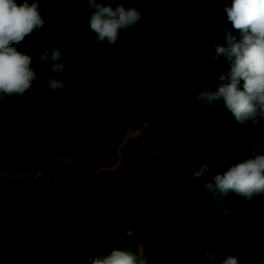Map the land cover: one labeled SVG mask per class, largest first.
I'll list each match as a JSON object with an SVG mask.
<instances>
[{
  "label": "trees",
  "instance_id": "16d2710c",
  "mask_svg": "<svg viewBox=\"0 0 264 264\" xmlns=\"http://www.w3.org/2000/svg\"><path fill=\"white\" fill-rule=\"evenodd\" d=\"M39 2L46 23L17 46L32 55L37 77L23 96L0 104V264H92L90 257L117 248L147 264H222L224 249L241 264H264V194L256 195L254 213L223 220L184 195L202 192L211 213L242 208L249 200L215 186L214 199L202 187L212 178L197 181L191 170L203 160L222 173L264 144V122L240 124L222 101L197 99L227 82L218 77L231 65L214 46L226 44L228 32L239 35L225 11L231 0H122L142 18L121 30L115 46L98 41L89 9L70 0ZM55 48L65 57L63 74L49 71ZM45 50L49 60L41 66ZM165 76L170 87L159 89L146 115ZM53 77L65 87L51 89ZM141 127L120 157L119 141ZM170 150L175 168L159 154ZM59 157L66 158L59 174L17 176L29 161L36 171ZM118 161V170L91 176L94 164ZM83 170L92 184L77 178Z\"/></svg>",
  "mask_w": 264,
  "mask_h": 264
},
{
  "label": "clouds",
  "instance_id": "9594fccd",
  "mask_svg": "<svg viewBox=\"0 0 264 264\" xmlns=\"http://www.w3.org/2000/svg\"><path fill=\"white\" fill-rule=\"evenodd\" d=\"M90 12L89 28L98 41L115 46L121 38V30L134 27L142 18L137 7H126L122 0H70ZM94 9V11H92ZM227 19L239 35L226 34V44L215 45L216 56L221 54L230 63L229 71L220 73L221 83L217 90L197 93V99L208 106L222 101L240 124L258 127L264 122V0H231L225 8ZM46 21L40 11L39 0H0V104L7 97L23 96L33 86L37 77L33 69V57L17 46L42 28ZM60 48L51 50V73L63 74L66 66ZM49 60V51L42 52L41 66ZM241 81L243 82L241 87ZM51 89H63L65 82L55 77L49 81ZM191 161V157H189ZM193 179L204 181L202 187L213 194L215 186L221 193L235 192L251 201L264 194V144L251 150L247 159L234 163L222 173H213L212 166L203 160L192 170ZM230 214L225 209L223 215ZM222 264H241L237 255H227ZM212 259L215 253L205 250ZM0 254V260H2ZM92 264H147L146 259L137 261L136 254L127 249H113L106 256L90 257Z\"/></svg>",
  "mask_w": 264,
  "mask_h": 264
},
{
  "label": "rangeland",
  "instance_id": "374dc122",
  "mask_svg": "<svg viewBox=\"0 0 264 264\" xmlns=\"http://www.w3.org/2000/svg\"><path fill=\"white\" fill-rule=\"evenodd\" d=\"M157 58H160V57L158 56ZM169 80H170L169 77L165 76L163 78V81H162L160 87L156 90V92H155L153 98L151 99L149 105L146 107V115H150L151 114V109L157 103V100H158V97H159V89L163 88L164 90H167L170 87V85L166 84V82H168ZM0 127H2L1 124H0ZM142 129H144V127H141L139 130H136L133 133L127 134L122 140L119 141V143H118L119 144L118 154H119L120 157H122L123 154H124V152H123L124 151L123 150L124 147H126L127 145L134 144L136 138L140 135ZM88 132L92 133V127L89 128ZM109 138H110V136H109ZM39 147L41 149H43V150L45 149V147L47 148V146H45V145L44 146H39ZM151 152L155 153L156 150L153 148L151 150ZM41 154L43 155L44 152H42ZM159 154L163 155V157H169L170 156V158L173 161L172 168H175V166H176L178 161L174 157L175 154H174L173 150L168 151V153H159ZM36 155L37 156L40 155L38 151H36ZM186 157L187 156L185 155V153H183L181 155V160L185 159ZM65 159H66L65 157H59L57 160L48 159L46 164L44 165V167H42V168H40V169H38L36 171H33V170L29 169V165L32 163V161H29L27 167L22 171V173H20L17 176L18 177H29V178L38 179L40 176H42L49 169H54L56 171V174H59L60 171H61V166H60L61 161L65 160ZM119 166H120V161H118L115 165L98 166V164H94L93 167H92V170H90V173H91V176L94 177L93 173H97V172L98 173H102L103 170H107V171L118 170ZM126 169L127 168H123L122 170H120V172H123ZM85 174L86 173L83 170L81 173L77 174V178H79V179L81 178L84 181H89L88 185L92 184L94 180L93 179H88ZM2 175H4V173L0 172V176H2ZM49 180H51V179H49ZM186 190H187V188H186ZM184 195H185V198L188 199L191 202H193V201L200 202L205 207V213L208 216L213 217V220H216L217 217L219 219L223 220L222 217L224 216L223 213H224L226 208L230 209L231 216H234V213H236V212L245 213V214L250 215V214L254 213V209H255V206H256V203H257L256 196H254L251 201H247V202L245 201L243 203L244 206L242 208H233L234 206H232V205H226L225 206L226 208L224 210H217V211L211 213L209 207H207L206 204H205L206 197L204 196V194L202 192H197L196 194H194L192 196H190L189 194H187V192H185ZM26 264H41V262L32 261V262H28Z\"/></svg>",
  "mask_w": 264,
  "mask_h": 264
}]
</instances>
